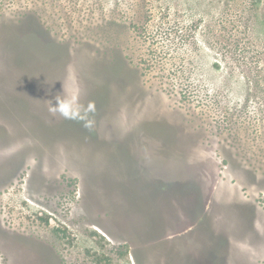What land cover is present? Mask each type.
Here are the masks:
<instances>
[{
    "label": "rangeland",
    "instance_id": "obj_1",
    "mask_svg": "<svg viewBox=\"0 0 264 264\" xmlns=\"http://www.w3.org/2000/svg\"><path fill=\"white\" fill-rule=\"evenodd\" d=\"M0 264H264V0H0Z\"/></svg>",
    "mask_w": 264,
    "mask_h": 264
},
{
    "label": "clouds",
    "instance_id": "obj_2",
    "mask_svg": "<svg viewBox=\"0 0 264 264\" xmlns=\"http://www.w3.org/2000/svg\"><path fill=\"white\" fill-rule=\"evenodd\" d=\"M56 101H57V106H53V110H60L61 113L63 114L61 101L58 98H56ZM48 102L51 103V101Z\"/></svg>",
    "mask_w": 264,
    "mask_h": 264
},
{
    "label": "crops",
    "instance_id": "obj_3",
    "mask_svg": "<svg viewBox=\"0 0 264 264\" xmlns=\"http://www.w3.org/2000/svg\"><path fill=\"white\" fill-rule=\"evenodd\" d=\"M156 194V192L154 193V195Z\"/></svg>",
    "mask_w": 264,
    "mask_h": 264
}]
</instances>
